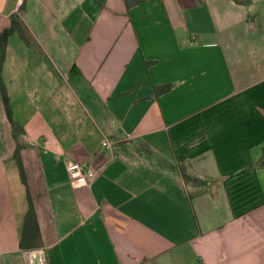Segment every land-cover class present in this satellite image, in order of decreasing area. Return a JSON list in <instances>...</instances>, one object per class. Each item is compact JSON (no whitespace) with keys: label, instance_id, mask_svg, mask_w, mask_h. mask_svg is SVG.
<instances>
[{"label":"crops","instance_id":"1","mask_svg":"<svg viewBox=\"0 0 264 264\" xmlns=\"http://www.w3.org/2000/svg\"><path fill=\"white\" fill-rule=\"evenodd\" d=\"M15 14L37 47L15 31L2 71L0 264H264V0H0V32Z\"/></svg>","mask_w":264,"mask_h":264},{"label":"trees","instance_id":"2","mask_svg":"<svg viewBox=\"0 0 264 264\" xmlns=\"http://www.w3.org/2000/svg\"><path fill=\"white\" fill-rule=\"evenodd\" d=\"M142 1H144V0H126V3H127L128 7H131V6L138 4ZM236 1H241V0H236ZM242 1L248 2L249 0H242ZM15 31H18L20 33V35L22 36V38L28 44H30L32 46H36V47H37V44H36V41L34 39V36L31 33L30 29L25 24V22L23 21L21 16L18 14L13 15L12 20H11V26L0 32V86H1L3 97H4V102H5L7 114L9 116L12 124L14 125L15 131L17 132V129H19L20 127L12 119V110H11L10 99L8 96L6 85H5L3 77H2V71H3V67H4L5 60H6V55H7L8 40H9V37ZM15 157H16V160L18 161L20 171L22 174V178L25 180V173H24L22 160L20 157L19 148H17V150L15 152ZM39 235H40V232H39V225L37 222L36 214H35V211L33 209V206L30 205V208L26 214L25 225H24V229L22 232V247L31 248L34 245V243L36 242Z\"/></svg>","mask_w":264,"mask_h":264},{"label":"built area","instance_id":"3","mask_svg":"<svg viewBox=\"0 0 264 264\" xmlns=\"http://www.w3.org/2000/svg\"><path fill=\"white\" fill-rule=\"evenodd\" d=\"M104 146L110 147L108 141H104ZM72 184L76 187L90 185L99 173L98 170L86 168L83 164L76 161H69L67 164ZM41 264H44L41 262Z\"/></svg>","mask_w":264,"mask_h":264}]
</instances>
